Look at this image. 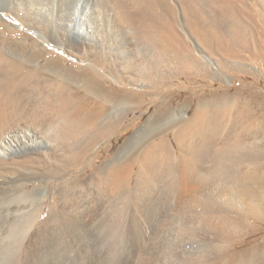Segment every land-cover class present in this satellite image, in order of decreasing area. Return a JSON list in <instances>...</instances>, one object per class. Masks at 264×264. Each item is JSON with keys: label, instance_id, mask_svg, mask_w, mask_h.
I'll return each mask as SVG.
<instances>
[{"label": "bare ground", "instance_id": "bare-ground-1", "mask_svg": "<svg viewBox=\"0 0 264 264\" xmlns=\"http://www.w3.org/2000/svg\"><path fill=\"white\" fill-rule=\"evenodd\" d=\"M4 11L76 59L150 90L116 87L58 55L40 62L49 47L10 37L13 23H1L0 264H165L163 247L150 250L162 242L152 221H140L138 236L134 215L164 202L163 240L181 251L166 254L170 263L264 264V241L231 247L264 225V87L192 89L179 105L161 90L175 78L255 68L264 0H0ZM146 104L144 121L95 164L99 142Z\"/></svg>", "mask_w": 264, "mask_h": 264}, {"label": "rangeland", "instance_id": "rangeland-1", "mask_svg": "<svg viewBox=\"0 0 264 264\" xmlns=\"http://www.w3.org/2000/svg\"><path fill=\"white\" fill-rule=\"evenodd\" d=\"M2 13H4L7 16L6 19L5 18L3 19V16H1ZM259 14L262 15V12L260 10H259ZM5 20H7V22ZM8 22L11 24L13 23L12 27L14 29V30H11V34L7 33V35H9L10 37L22 38L25 35H32V36L38 38V36L35 35L29 29H27V27H25L24 24L21 23L18 20V18L15 17L14 14H11L7 11L0 12V25H1V23H8ZM15 22L18 25H14ZM38 39L43 41L44 46L49 47L48 49L50 50L47 54H45L41 58L40 62H43L46 58L51 57L52 55L53 56L58 55L60 57L65 58L67 60L68 65H71L74 67L88 65L90 69H92L96 72H100L102 77L109 80L111 82V84L116 86V87L131 90V91L135 90V91H138L139 93H145L148 90H150V89L139 87L136 85L121 83L120 81L116 80L112 75L106 73L104 71V69H100L95 65L93 67V66L89 65V63H87L83 60L76 59L74 56L68 54L63 49V47H61L57 43L50 42V41L44 40L42 38H38ZM28 43L29 42L27 41L26 44H28ZM249 58H251V57H249ZM253 61H255L254 62L255 68H251L249 71H230L229 77H224L222 79L217 78L215 76H200V77L193 78V83L184 82L183 77H181L180 79L175 78L167 86L162 87L161 90L163 92L172 93V97H173L172 103L174 105H179V104L185 102L186 96L190 93V91L192 89L197 90L198 92H201V93L203 91L204 92H208V91L210 92V91H216V90L218 91L219 89H223V88H228L230 91H234L236 89V87H244V86H246L245 84H248L250 86L256 87L257 89H260V88L264 87V59H260V60L253 59ZM195 99H196V97H193L191 99V104H194ZM142 111H144V113ZM151 111H152V109L149 107V104H146L141 110L138 109V110L131 111L129 113L127 119L131 120L132 123L127 128H125L124 130L118 131L117 133H115L108 140L100 141L99 144L97 145V147L89 155V158L90 159L94 158L95 164H99V163H102L104 161H107L114 154V152L119 147V145L123 142V140L128 135H130L138 125H140L144 121V119L147 117V115ZM188 112L191 113V109ZM16 141H18V140H16ZM20 152H18V153H20ZM82 166H83L82 164L79 165L76 168V171H81L83 169ZM73 174L74 173H72V175ZM52 184H54V181H51L50 186ZM31 185L32 184H29L28 186H31ZM162 205H160V208H156V209L153 208L151 210L152 213L149 216H147L148 214L147 215H143V214L140 215L138 213L137 214L134 213L135 218L137 219V225H136L137 228L136 229H138V227H139V231L137 234H138V236H140L139 234H142V230H143L142 226H141L142 221H144L145 219L152 221L151 222L152 229L155 230V228H156L153 236L155 238L158 237L156 240H158V239H159L158 241L161 240L162 242L161 241L160 242L162 244L160 243V246H159L160 249L159 250L156 249V247H153V249L150 248L151 252L153 254H157L158 252L160 253L161 247H163L161 252H162V254L166 252L165 253V264H174V263H170L169 258H167L168 255L174 254L176 257H181V254H180L181 251L178 248L177 249L175 247L173 248L172 245H171L172 247L169 246L167 244V242L165 240H163V239H165V232L163 231V230H165V225H164V223H165V216H164L165 215V209H164L165 208V202ZM46 213H47V208H45L44 211L42 212V215H41L39 222H41V220L45 217ZM140 216H143V217L141 218ZM162 220H164V221H162ZM140 226H141V228H140ZM158 230H159V232H157ZM175 235L177 236V233H175ZM158 241H157V243H158ZM263 241H264V225L258 224V225H256V227L253 231L244 232L243 235L239 239H237L236 241L231 243V247L232 248L234 247V249H236V250H244V249L250 248L251 246L261 244ZM166 254H167V257H166ZM167 259L169 261L168 263H167Z\"/></svg>", "mask_w": 264, "mask_h": 264}]
</instances>
